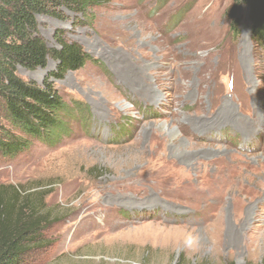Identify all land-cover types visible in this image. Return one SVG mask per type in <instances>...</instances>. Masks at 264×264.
Returning <instances> with one entry per match:
<instances>
[{
	"label": "rangeland",
	"instance_id": "1",
	"mask_svg": "<svg viewBox=\"0 0 264 264\" xmlns=\"http://www.w3.org/2000/svg\"><path fill=\"white\" fill-rule=\"evenodd\" d=\"M92 15L39 19L50 47L60 32L91 58L55 82L87 126L0 155V185L51 212L22 264H264V44L248 9L109 0Z\"/></svg>",
	"mask_w": 264,
	"mask_h": 264
},
{
	"label": "trees",
	"instance_id": "2",
	"mask_svg": "<svg viewBox=\"0 0 264 264\" xmlns=\"http://www.w3.org/2000/svg\"><path fill=\"white\" fill-rule=\"evenodd\" d=\"M109 0H0V155L18 156L35 144L55 148L71 137L75 125L87 126L91 112L78 99L68 100L56 86L68 71L82 68L91 58L76 43L52 48L41 35V17L63 19L66 12L82 13L90 22L94 8ZM248 9L253 37L264 44V0H234ZM64 20V19H63ZM238 24V21L236 22ZM237 28V26L233 25ZM56 68L42 83L25 80L19 69ZM42 192L0 185V264H22L34 250L38 232L51 212Z\"/></svg>",
	"mask_w": 264,
	"mask_h": 264
},
{
	"label": "bare ground",
	"instance_id": "3",
	"mask_svg": "<svg viewBox=\"0 0 264 264\" xmlns=\"http://www.w3.org/2000/svg\"><path fill=\"white\" fill-rule=\"evenodd\" d=\"M154 97H158V95H155ZM161 97V96H160ZM174 127V126H173Z\"/></svg>",
	"mask_w": 264,
	"mask_h": 264
}]
</instances>
